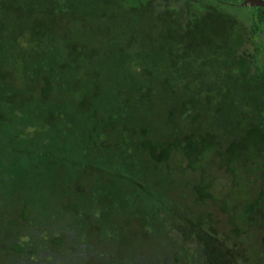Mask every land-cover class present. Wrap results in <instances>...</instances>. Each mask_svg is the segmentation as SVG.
<instances>
[{
  "label": "trees",
  "instance_id": "1",
  "mask_svg": "<svg viewBox=\"0 0 264 264\" xmlns=\"http://www.w3.org/2000/svg\"><path fill=\"white\" fill-rule=\"evenodd\" d=\"M238 2L0 0V264H264V8ZM143 162L194 179L169 199Z\"/></svg>",
  "mask_w": 264,
  "mask_h": 264
},
{
  "label": "rangeland",
  "instance_id": "2",
  "mask_svg": "<svg viewBox=\"0 0 264 264\" xmlns=\"http://www.w3.org/2000/svg\"><path fill=\"white\" fill-rule=\"evenodd\" d=\"M8 82H10V83H12L13 85H14V87L15 88H22L23 86H26V85H29V82H30V84H31V81H28V80H19V79H15L14 81H8ZM36 83H37V80L35 81ZM68 81L67 80H60L59 82H57V84H61V83H67ZM82 84V83H81ZM83 87H85V86H83ZM101 117V112L99 113V116H98V118H100ZM135 123H142V124H149L146 120H138V121H135ZM161 123H160V121L157 123V125L159 126ZM161 126L162 127H160V128H158V131L155 129V128H153V127H148L149 128V135H150V137L154 134V133H158V137L161 135L162 136V138H161V140H163V141H168V142H170L171 141V138H169L168 136L170 135V133H173V130L171 129V128H169V126L168 125H165V126H163L162 124H161ZM74 128H76V130H77V127H74ZM204 127H201L200 128V131L202 132V133H204V132H207V129H203ZM87 129V130H86ZM98 130L99 131H101L102 130V127H100V128H98ZM110 131L109 130H104V133L106 134V135H108V133H109ZM87 133V134H86ZM79 134H80V139H78V140H80L81 142H83V141H88V142H90L92 145L93 144H97V147L98 146H100L101 144L103 145V147H105V146H107V145H105V142H103V138L102 139H99V138H97V136L95 135L96 133H95V131L94 130H92V128H91V126L89 127V126H86L85 128H83V129H81V131L79 132ZM82 137V138H81ZM117 140V139H116ZM116 140L111 136V135H109V139H108V141L112 144L111 145V148L110 149H106L107 150V153L108 154H110V156H112V155H115V156H119V158H120V155L123 153V149H128V151L131 149L128 145L125 147H117V142H116ZM120 145V144H119ZM96 147V146H95ZM104 149V148H103ZM179 156H180V154H178V155H175V153H173V155H172V157L171 158H175V159H177V158H179ZM216 160L215 159H213L212 160V164H209L208 166H207V169H206V171H207V173L208 174H210L211 176H213V177H221V175H222V172L220 171V170H217V168H216ZM148 166V167H147ZM149 166H150V164L149 163H145V162H143V169H140V168H136V169H132L131 170V175L130 176H132V178L134 179V180H139L140 182H144V183H146V184H148V185H150L151 186V188H154L155 186H158L160 189V192L161 193H163L165 196H169L168 198L169 199H177V196H176V198L174 197V194H178L177 192H179V194H180V191L181 190H183V185H184V183L185 182H187V181H189L190 179H194V177H192V176H188V175H182L181 176V179H180V183L179 184H176V185H178L180 188H178L179 190H177V189H169V190H167V191H164L163 189H162V187H160L159 186V182H158V178H157V176L156 175H154L153 173H151L150 172V169L151 168H149ZM145 167H147V169H144ZM159 169V168H158ZM162 169V168H161ZM160 170V169H159ZM106 175H103V177H102V179H104V181L106 180ZM196 178H198V176L197 177H195V179ZM125 187V186H124ZM26 188V186L24 187V185H22V190H24ZM72 188H73V185L71 186V192H73L72 191ZM184 191V190H183ZM185 192V191H184ZM88 193H87V189H85L84 190V192L82 193V198H83V200L81 201V203H80V206H86L87 205V200H85V199H89L86 195H87ZM62 198H64V200H67V199H70L69 201H72L71 200V198H74V195L73 194H69V192L68 193H66V194H64V195H62ZM181 198V197H180ZM178 201V200H177ZM181 202V201H180ZM188 202H190V203H188ZM180 205V207L182 206V207H188L187 209H186V211H190V212H193V211H195V209H196V206L193 204V202H191V200L190 199H187V200H185V203H179ZM37 211H38V207L37 206H35L34 207V209H33V211H32V213L35 215L36 213H37ZM17 214V212H14V214L13 215H16ZM215 217L220 221V224H225V222H226V217L225 216H221V215H219V213H215ZM123 220L121 219V217H119V216H115L114 218H113V223L115 222V223H120V222H122ZM132 225L129 227V229H128V231H126L127 232V234H128V236H130L131 234H133V233H136L137 231H138V229H139V224L136 222V221H132ZM224 227V226H223ZM94 233H92V235L94 236L95 235V239H94V241H96V239H98V237H96V234H97V230H96V228H93V230H92ZM243 238V241L245 242V244H247V245H249V246H251V242H253V240H254V237L252 236V239L251 238H249V237H247V236H244V237H242ZM91 239V238H90Z\"/></svg>",
  "mask_w": 264,
  "mask_h": 264
},
{
  "label": "water",
  "instance_id": "3",
  "mask_svg": "<svg viewBox=\"0 0 264 264\" xmlns=\"http://www.w3.org/2000/svg\"><path fill=\"white\" fill-rule=\"evenodd\" d=\"M244 5L264 8V1L263 0H241Z\"/></svg>",
  "mask_w": 264,
  "mask_h": 264
},
{
  "label": "flooded vegetation",
  "instance_id": "4",
  "mask_svg": "<svg viewBox=\"0 0 264 264\" xmlns=\"http://www.w3.org/2000/svg\"><path fill=\"white\" fill-rule=\"evenodd\" d=\"M240 2H238V4H237V6H239V7H241L242 6V8L245 10V12L247 13L248 11H249V8H250V6L249 5H244L243 3H242V1L241 0H239ZM264 1V0H263Z\"/></svg>",
  "mask_w": 264,
  "mask_h": 264
}]
</instances>
